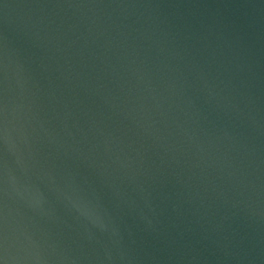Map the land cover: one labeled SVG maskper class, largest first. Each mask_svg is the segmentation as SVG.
<instances>
[{
  "label": "water",
  "instance_id": "water-1",
  "mask_svg": "<svg viewBox=\"0 0 264 264\" xmlns=\"http://www.w3.org/2000/svg\"><path fill=\"white\" fill-rule=\"evenodd\" d=\"M0 264H264V0H0Z\"/></svg>",
  "mask_w": 264,
  "mask_h": 264
}]
</instances>
